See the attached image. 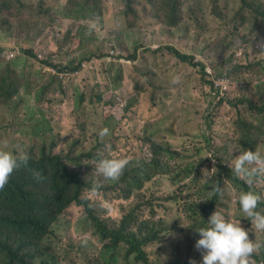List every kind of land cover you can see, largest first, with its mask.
<instances>
[{
    "label": "rangeland",
    "instance_id": "obj_1",
    "mask_svg": "<svg viewBox=\"0 0 264 264\" xmlns=\"http://www.w3.org/2000/svg\"><path fill=\"white\" fill-rule=\"evenodd\" d=\"M172 5L183 14L181 23L170 18ZM0 44L2 61H19L13 69L27 77L17 84L30 91L19 103H0V145L41 158L40 147L51 137L64 142L65 151L75 140L71 155L88 163L87 172L96 170L98 155L127 159L134 177L130 197L98 189L93 172V187L81 191L108 222L143 197L152 211L142 216L169 222L180 215V190L192 196L194 189L187 180L169 185L167 174L175 173L165 165L175 161L169 152L202 177H214L223 165L232 169L244 150L264 155V114L248 108L264 103V0H0ZM167 46L193 57L204 72ZM16 49L32 51L33 67L23 68L22 53L8 59ZM79 63L78 71H69ZM160 146L169 148L156 153L161 168L143 166ZM248 186L261 196L257 210L263 214L264 174ZM222 193L220 208L236 218L235 188ZM16 231L0 237L19 249L13 264H136L117 252L115 262H106L111 252L98 249L80 206L68 205L42 237ZM7 263L0 249V264Z\"/></svg>",
    "mask_w": 264,
    "mask_h": 264
},
{
    "label": "clouds",
    "instance_id": "obj_2",
    "mask_svg": "<svg viewBox=\"0 0 264 264\" xmlns=\"http://www.w3.org/2000/svg\"><path fill=\"white\" fill-rule=\"evenodd\" d=\"M0 47L2 48L1 44ZM166 48L181 62L187 63L193 67L198 62L190 55L182 53L172 46H167ZM16 50L15 54L13 51L7 54L8 59L13 56L15 57L17 53H22L18 49ZM175 52L185 55L187 57L186 60L179 58ZM22 54L25 55L26 61V54L24 52ZM1 61L2 58L0 57V62ZM2 62L3 71L0 72V75L5 74L7 62H14L12 64L14 65L19 61ZM44 64L51 66V63L46 64L44 62ZM196 67H198L201 72H204V67L203 69L199 66ZM79 68L80 63L69 69V71H78ZM10 70L17 72L13 69V66H10ZM14 90L18 100H24V95H30V91L24 83L16 84ZM37 90H39V87H37ZM107 132V128L102 129L99 132L100 137H104ZM61 144L57 145L55 148V156H57L65 166L73 170L83 183L81 185L71 184V192L66 199L55 201L51 208L40 217L31 219L28 225V231H30L31 234L39 237L44 236L52 223L55 222L57 216L68 205L70 207L80 206L84 208L85 221L88 227L94 229L96 241L100 245L98 249H105L111 252L106 256V262H115L117 260V252L124 261H134L136 264H256V262H263L264 264V213L262 214L257 210V206L261 201V196L256 192L247 191L241 192L240 195L238 194L237 210L239 212H236V218L228 216L225 211L220 208L219 200L220 197L223 200L225 196V194L222 193V189L231 185L229 180L224 179L223 181H218L216 175L214 177L210 175H204L202 177L198 169L193 167L191 173L199 175L200 182L198 185L200 187L189 184V178H186L187 188L192 187L194 189V195L189 196V198H194L196 193L218 195L217 201L211 208L207 209L205 212H199L194 215V217L198 219L197 223L192 222L191 217L188 219L184 218L182 214V205L184 201L182 193L186 189L185 187H182L179 195V204L181 206L180 215L169 222L155 220L152 213L146 216L141 215V212L146 208H150L152 211V205L146 197L139 199V205L132 207L130 210L123 208V213L119 219H113L108 222L88 205L87 199L81 196V191L83 188L91 189L93 187L92 180L88 179V175L93 172L98 182V189L104 190L106 187H109L111 190L124 192L126 194L124 198L130 197L134 191L130 190V183L134 180V177L132 178L133 171L126 167L128 160L125 158L108 159L106 156L98 155L99 162L96 164V170L87 172L88 163H79V158L71 155L77 148L74 146L75 140L71 148L67 151L63 148L61 149ZM43 152L42 147H40L39 153L41 158L47 156ZM144 155L149 157L150 153ZM153 157L154 156L149 159L150 163ZM28 159L29 157L26 153L18 154L10 150L6 142L0 145V189H3L8 183L14 169L20 167L21 164L26 165ZM175 162H180V160L177 159ZM147 163L149 162L145 160L143 166L147 165ZM254 164L257 166L249 167ZM156 166V169L161 168L160 163L158 165L156 164ZM125 170L130 171L132 176L128 174L124 178ZM230 170L237 175V178L241 177L238 178L239 180L245 179L247 183L251 184L253 182V177L264 174V155L259 151L250 149L244 150L237 156ZM33 176L37 180L42 179L39 172L35 170H33ZM167 177L170 179L168 174ZM167 177L166 180L171 186H179L177 183L184 180L183 178L176 184H171ZM205 181L209 183V188L203 186ZM32 191V184H28L20 191L14 208L22 215L23 213L25 214L26 206ZM219 192L221 193L220 196ZM4 208L0 209V217H4L2 215ZM129 214L138 215L139 219H149L156 223H162V227L155 235H152L149 230L145 229L140 224V220L129 218ZM177 219L181 221L177 223ZM127 225L131 226L139 242V250L137 252H131L126 243L115 240L111 233H103L104 230L119 232ZM101 253L104 254V252ZM21 264L29 263L26 262Z\"/></svg>",
    "mask_w": 264,
    "mask_h": 264
},
{
    "label": "trees",
    "instance_id": "obj_3",
    "mask_svg": "<svg viewBox=\"0 0 264 264\" xmlns=\"http://www.w3.org/2000/svg\"><path fill=\"white\" fill-rule=\"evenodd\" d=\"M168 13L171 19L179 23L183 21V14L175 5L168 8ZM166 24L171 26L176 25V23L170 21H167ZM1 50L2 48L0 47V51ZM21 52L26 54L25 63H27V65L24 68L26 69L28 67H33V65L29 63L28 60V58L34 56L32 51L25 49L24 51L21 50ZM175 54L183 60H186L187 58L185 55H181L177 52H175ZM13 63L7 62L5 74L0 75V103L2 104L19 103L18 97L15 94L14 86L27 77L25 70H22L21 72H14L10 70V66H12ZM45 63L50 64L48 61H45ZM196 66H199L201 69H203V66L200 62H197L194 65V67ZM248 108L257 111L258 113L264 114V103L261 105H254L249 102ZM41 147L44 151L43 153L47 156L40 159L35 156H29L27 164H21L20 167L14 169L10 175L8 183L3 189H0V209L5 207L2 213L4 217H0V225L2 226V230L0 229V237H9V235L14 232V229L17 230L16 232L27 231L31 219L40 217L44 212L51 208L55 201L64 199L69 195L71 192L69 190L71 184L81 185L83 183L80 177L74 173L73 170L65 166L61 160L55 156V148L57 147V143L54 141L53 137H51L49 144H42ZM168 150L169 148L167 146L158 147L157 150L153 152L154 157L152 158L151 163L149 162L147 165H156L154 161L156 159V153H163ZM169 157L175 158L176 161L178 159V154L175 156L173 153L169 152ZM175 161H165V165L168 167V172L170 173L175 171L174 174L169 175L170 179L168 178L171 184H176L183 178L184 180L189 178V184L200 187L198 185L200 182L199 175L191 173L193 170L192 165L189 163H180ZM171 163H174L173 167H169ZM33 170L39 172L42 179L37 180L33 176ZM124 172V178L128 174L131 175L130 171L128 170H125ZM216 178L218 181L228 179L232 187L235 188V191L239 195L241 192L253 191L250 190V187L248 186L249 183H247V185L244 182L245 179L239 180L237 175L225 165L219 168ZM28 184L33 185V191L29 197L25 214L23 213L22 215L19 213V211L15 210L14 206L17 203L20 191ZM203 186L209 188V183L205 181ZM183 197L184 201L182 205V214L186 219L191 217L192 222L195 223L198 222V219L195 218L194 215L199 212H205L207 209L211 208L218 199L217 194L208 195L200 193H196L194 198H189V196ZM260 205L261 204L259 203L258 206ZM129 218L140 220V224L145 229L149 230L152 235H155L162 227V223H156L149 219H139L138 215L129 214ZM180 221V219L176 220L177 223ZM103 233H111L115 240H120L126 243L131 252H137L139 250V242L130 225H127L119 232L104 230ZM0 249L5 250L7 253V264H12V259L17 256L19 249H15L10 245H4L1 242Z\"/></svg>",
    "mask_w": 264,
    "mask_h": 264
}]
</instances>
